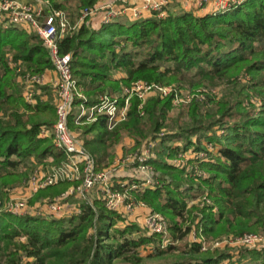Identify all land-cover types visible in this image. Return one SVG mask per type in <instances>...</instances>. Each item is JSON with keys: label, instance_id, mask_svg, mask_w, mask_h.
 Masks as SVG:
<instances>
[{"label": "trees", "instance_id": "trees-1", "mask_svg": "<svg viewBox=\"0 0 264 264\" xmlns=\"http://www.w3.org/2000/svg\"><path fill=\"white\" fill-rule=\"evenodd\" d=\"M50 1L46 12L64 10L76 23L80 8L93 6L97 0ZM59 43L62 53L72 54L73 75L92 103L101 94L115 95L121 86L137 80L177 82L192 89L225 85L218 101L206 91L202 99L196 96L177 107L174 95L149 97L142 106L136 97L127 119L113 130H107L102 115L82 128L81 137L100 170L114 161V149L126 137L137 149L148 139L164 135L156 147L158 158L150 163L155 171L174 178L134 195L166 217L175 239L186 240L192 229L189 225L183 232L177 218L192 224L197 221V231L206 237L264 233V0H246L226 11L204 15L181 9L161 18L116 20L97 30L84 23ZM9 56L33 72L53 66L37 33L0 27V111L5 115L0 119L1 199L24 184L38 165L47 160L60 165L67 159L53 137L39 136L42 126L51 128L56 122L55 107L48 102L26 105ZM114 71L126 76L114 78ZM244 76L249 79L245 77L248 82L241 85ZM252 98L261 100L258 112L245 105ZM205 140L217 149V157L191 162L209 171L201 181L214 205L189 210L187 199L194 189L182 187L178 180L182 170L165 157L192 147L199 152ZM69 184L62 181L37 196L62 192ZM121 219L101 200L84 204L81 214L68 218L0 213V264H111L120 258L142 264L137 248L153 243L159 248L169 234L148 236L135 223L118 228ZM201 248L202 243L185 242L169 244L164 251L179 253L168 264H218L231 256L226 250L204 253ZM242 255L250 257L248 264H264V249Z\"/></svg>", "mask_w": 264, "mask_h": 264}, {"label": "built area", "instance_id": "built-area-1", "mask_svg": "<svg viewBox=\"0 0 264 264\" xmlns=\"http://www.w3.org/2000/svg\"><path fill=\"white\" fill-rule=\"evenodd\" d=\"M246 0H182L183 10L197 11L208 9V12H223ZM173 0H98L96 4L81 9L78 20L73 23L66 11L48 8L45 0H0V27H20L28 32L35 31L41 37L43 45L49 52L52 67L43 72L25 71L20 63H16L12 56L8 62L14 70L24 102L35 107L41 102H49L44 94V87L49 84L52 89L51 104L55 106L57 120L50 128L42 126L40 137H53V142L59 150L65 152L67 159L52 168L38 166L25 184L9 194V198L0 199V213L8 212L15 216H38L43 218H68L82 213L83 205H94L91 194L98 191L97 198L104 202L107 209L130 215L132 221L140 223L149 235L169 232V222L166 217L150 209L133 194L144 189L156 188L160 183L150 159L154 156V149L158 139H148L143 147L129 158L115 160L108 166L98 170L96 160L85 146L80 135L73 132L71 123H81L84 120L96 122L100 116L106 117L107 130H113L119 123L127 119L131 96H137L142 103L149 95L156 93L161 97L174 95V104L188 102L189 95L183 97L173 86L150 83L137 80L130 85H124L121 96L109 93L101 94L96 102H91L81 91L77 79L72 71L71 53H62L60 38L68 32L78 29L82 24L90 25V20L98 13H102L103 24L126 17L132 21L151 16L165 17ZM21 67V68H18ZM53 69L56 73L54 80L48 79L47 71ZM202 89L194 95L203 98ZM22 111H26L24 108ZM5 115L0 111V119ZM73 116V118H72ZM212 146V144H210ZM213 147V146H212ZM189 151V150H188ZM180 153L184 157V168L198 171L199 168L192 160H208L202 151ZM121 160V161H120ZM121 163H128L119 165ZM122 166V168H118ZM75 181L78 184L55 199L40 203L29 202L32 195L40 190L57 185L62 181ZM75 197L74 201L67 200ZM123 218H127L123 215ZM196 242L202 240L195 238ZM231 246L250 250L264 249V233H244L231 239L226 238L216 243L217 247ZM205 249V246H202ZM236 257L230 256L218 264H231Z\"/></svg>", "mask_w": 264, "mask_h": 264}, {"label": "rangeland", "instance_id": "rangeland-1", "mask_svg": "<svg viewBox=\"0 0 264 264\" xmlns=\"http://www.w3.org/2000/svg\"><path fill=\"white\" fill-rule=\"evenodd\" d=\"M45 2L47 4V6L49 7L51 1L50 0H45ZM175 5H176V3H175ZM83 8H85V7H81L80 9H83ZM80 11L81 10H79L78 13H80ZM30 33H37V32L31 31ZM21 66H22V68L25 71H30L23 64ZM18 68H21V67H18ZM12 71L14 73L13 69H12ZM123 74L126 75L125 73H123L121 71H114V73H113L114 76L113 77L117 78V77L122 76ZM245 77L246 76L243 77V80L241 81L242 82L241 85L247 84L248 80L244 79ZM246 78H248V77H246ZM159 84L164 85V86L165 85L166 86H173L175 89H177L179 94L183 95V97H187L189 95L192 97V99L190 101H188V102H182V103L175 104L176 107L179 106L180 104H188V103H190L194 99V95H195L196 91L198 90V89H192L188 84H185L183 86L179 85L177 82H173V83H169V84L168 83H159ZM123 86L120 87V89H119L120 91L119 92H117L115 95H112V96H116V97L117 96H121L122 95ZM199 89L204 90L203 94L207 91L206 92L207 94L214 95L216 97V101L221 99L224 96L225 91H226L225 85L216 86V87L210 86V85H206V86H202ZM84 95L87 98H89V96L86 95L85 93H84ZM155 95H156V93H154L152 95H149L147 97V99L149 97H152V96H155ZM136 97L137 96H131L130 97L129 108H130L132 100L134 98H136ZM51 101H49L48 103H51ZM252 102H254L255 104L252 103ZM251 104H254V106H252ZM245 105L248 108H253L255 112H258L261 109V100L259 98H252V101H251V99H248V100L246 99ZM92 123H94V122L91 121V120H84L81 123H73L71 125V127H72L73 132H75L76 134L80 135V137H81L82 128L84 126L91 125ZM163 131H164L163 133H166V131H168V130H163ZM162 137H164V135L160 136V139L157 140L156 147L159 146L158 144L160 143ZM82 140H83V138H82ZM193 140L196 141L195 136L193 137ZM172 143L175 144V145H181L180 141H173ZM202 146L204 147V149L201 150L202 153H203V156L207 157L208 160H214L217 157V155H218L217 149L214 146L213 147L210 146V144H208L206 140L203 141ZM142 147H143V145L141 147L135 149L133 147V143L124 144L123 147H121L122 148V153L120 154V156L117 155L116 152H115L114 161L118 160V159H122V161H123L126 158H129L133 153H135L138 150H140ZM156 147L154 149V156L153 157L158 158V153L156 151ZM193 148L194 147H192L191 149H193ZM191 149L187 152L186 155H189V154L192 153ZM165 159H166V161L169 164L175 165V167H177L180 170H182V173L179 175V179H178L180 181V184L182 185V187L186 188V187L189 186V187H193V189H194V192H192V194H190L189 198L187 199V209L191 210L193 207H198L199 209H201V208L206 207V206H213L214 205L213 200L209 196V189L201 181V177H206L209 174V171L203 170V169H199L198 171H194V170L191 169V166H187V168H184V165H183L184 157H181L179 153L177 155H175V156H167V157H165ZM201 159H202V162L205 161V160H203L204 158H201ZM123 164H128V163H121L119 165H123ZM55 165H57V164H54L53 160H47L46 162H44L43 164H40L38 166L39 167L42 166L43 168L50 169V168H52ZM118 168H122V166H118ZM156 173H157V176H158L159 183H162V185H164L165 183L171 182L172 177L174 178L173 174H162V172L159 171V170H156ZM67 181H69V180H67ZM69 182H70L69 186L65 190H62V192L60 191L59 193H56V194L47 193V194H42V195L37 196V194L39 193L38 192V193L32 195V197L30 198L29 202L31 204H36V203H40V202H43V201H46V200L55 199L58 196H60L61 194L67 192L70 187H72V186H74V185L79 183V182H75V181H69ZM22 185H20V186H22ZM20 186H17L15 188L10 189L9 193H8V196H9L10 193L15 192V190L17 188H19ZM98 196H100V195H99V192L97 190L92 192L90 197H91L93 203L95 201L100 200V199L97 198ZM8 198L9 197H7V198L5 197L3 199L6 200ZM67 200L74 201L75 197H73V196L69 197ZM139 200L142 201L141 199H139ZM147 206L150 209H153L150 205L147 204ZM216 209L217 208H215L214 210L217 211ZM1 213H8V212H1ZM196 213H197L198 216L200 215L199 212H196ZM120 215L122 216V219L116 225L118 228H124L127 225L135 223V224H138L141 227L142 232H144V234H147V232L143 229L144 225L142 224V221H140V223L137 222V221H132V219H130V215H128V214L126 215L125 213H122ZM123 215L126 216L127 218H123ZM47 219H50V218H47ZM177 221L180 223V226L182 227V231L183 232H185L187 226L192 225V229L190 231L189 236H187L186 240L180 241V240L175 239L173 237V235L170 234L171 232L169 231L168 236L165 237L164 241L161 244L162 246H160L159 248H158V246H156L155 243L148 244V245L145 244V245L140 246L139 248H137V253L142 258V264H168V263H171V262L175 261L179 257V253H177V252H165L164 249L167 247V245L173 244V245L177 246V245L184 244L185 242L186 243L187 242L188 243H193V242H196L195 238H198V239L202 240L201 243H202V246L203 245L205 246V249L201 248V250L204 253L205 252H213V251H215L217 249L220 250V251L226 250L231 255V257L232 256L236 257V259L233 260L231 264H248V263H250V257L242 255V253L244 251H247V252L251 251L250 249H246V248H243V247L242 248L231 247V246H226V245L220 246V247L216 246V243L218 241H220V240L224 241L226 238L231 239V238H233L235 236H239V235H234L233 233H231V234L222 235V236H216V237H214V236L206 237V236H202L201 234H199L200 232L197 231V229H196L197 221H196V223H193V224L190 221L189 222H183L182 219H179V218H177ZM245 233H250V232H245ZM251 233H263V232L251 231ZM147 235L151 236L149 234H147ZM254 250H256V249H254ZM111 264H130V262L128 260H125L124 258H120V259L113 260ZM200 264H202V263H200Z\"/></svg>", "mask_w": 264, "mask_h": 264}, {"label": "crops", "instance_id": "crops-1", "mask_svg": "<svg viewBox=\"0 0 264 264\" xmlns=\"http://www.w3.org/2000/svg\"><path fill=\"white\" fill-rule=\"evenodd\" d=\"M98 1V0H97ZM97 1L95 2V4L97 3ZM176 3V5H175ZM183 9V5H182V0H173V3L170 5L169 7V12H175L177 10H181ZM195 14L197 15H204L206 13H208V9H200V10H197V11H193ZM79 15V14H78ZM78 15H77V19H78ZM117 20H122V21H132L126 17H123V18H119ZM103 25V21H102V13H98L96 14L95 16H93L90 20V26L93 28V29H100L101 26ZM47 74H48V79L49 80H54L56 78V73L53 69H48L47 71ZM126 75H122L120 77H117V78H121V77H125ZM44 94L47 95V98H49V100L51 101L52 97H53V94H52V89H51V85L47 84L45 87H44V90H43ZM129 144V143H133L132 139L129 138V137H126L124 139V141L120 144V145H117L114 149V151L116 152L117 155L120 156V154L122 153V148L124 144Z\"/></svg>", "mask_w": 264, "mask_h": 264}]
</instances>
